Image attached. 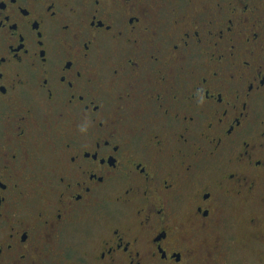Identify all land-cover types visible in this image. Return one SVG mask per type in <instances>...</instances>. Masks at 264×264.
I'll return each instance as SVG.
<instances>
[{"label": "flooded vegetation", "instance_id": "flooded-vegetation-1", "mask_svg": "<svg viewBox=\"0 0 264 264\" xmlns=\"http://www.w3.org/2000/svg\"><path fill=\"white\" fill-rule=\"evenodd\" d=\"M250 203L264 0H0V264H210Z\"/></svg>", "mask_w": 264, "mask_h": 264}, {"label": "rangeland", "instance_id": "rangeland-1", "mask_svg": "<svg viewBox=\"0 0 264 264\" xmlns=\"http://www.w3.org/2000/svg\"><path fill=\"white\" fill-rule=\"evenodd\" d=\"M260 206L250 203L247 204V219L249 216H251L253 213H263L264 211H259ZM242 215L239 214L238 211L229 209L228 215L225 221L222 222L221 225L222 231L226 228V230H229L230 232H235V230L241 232V226L243 219L240 217ZM261 217V215H259ZM99 218V217H97ZM264 218V217H261ZM94 219V218H93ZM221 230V229H220ZM257 230H263V227H257L255 229H252L251 232H256ZM82 232L77 230L72 235L74 237H77L79 239L81 237ZM207 235L203 236L204 238L212 239L213 233H205ZM225 234L228 236V233L225 232ZM242 232L238 234V236H241ZM253 235L252 237H254ZM61 257L59 259L61 260ZM62 263H66V260L61 261ZM210 264H264V244L260 243H252L251 245H247L246 247L241 246L240 244H234L228 243L226 248L218 252L214 258L213 261L210 262Z\"/></svg>", "mask_w": 264, "mask_h": 264}]
</instances>
